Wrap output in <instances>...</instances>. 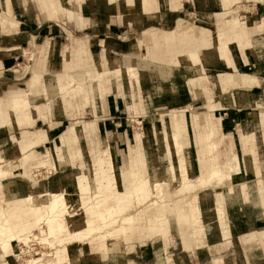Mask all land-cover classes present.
Instances as JSON below:
<instances>
[{
	"label": "rangeland",
	"instance_id": "rangeland-1",
	"mask_svg": "<svg viewBox=\"0 0 264 264\" xmlns=\"http://www.w3.org/2000/svg\"><path fill=\"white\" fill-rule=\"evenodd\" d=\"M187 1L191 4V9L188 7V12L186 11L182 13L179 17L177 14H172V11L167 5V0H156L158 5L152 6L149 10H144V8H142L140 0H128V2L126 0H108L105 5H102V13L105 14L111 12L112 14H115V16L118 17V24H120L119 21L121 18L125 20L124 23H121L125 24L128 28L127 33L122 36H117L115 41L123 45V47L126 46L127 53L131 56L136 55L141 59H144L149 57L150 53L155 52L157 48L161 49L162 52L168 50V46L172 43L171 38H169V34L176 30L180 19H183L190 25L194 26L196 38L200 37L201 28L210 31L213 36H216L218 23L216 15L223 10L221 0H205L209 2L206 6H201L204 0ZM129 2L132 3L131 5H134L133 8L129 7ZM24 3L26 4L27 1L24 0ZM29 3L35 6L34 1L30 0ZM255 5L256 10H253ZM257 5L259 7H257ZM237 7H240V14L247 17V25L250 27H256L264 19V4L261 2L254 3L243 0L242 2L234 4L231 6L233 16L237 15L238 11L234 10ZM99 13L101 12L99 11ZM192 13L195 15H191ZM152 14L155 16L157 15L158 18L156 20L148 19ZM47 18L49 20V24L55 23L64 27L66 33L63 32V38L58 39L59 41L61 40L60 48H55L52 55L48 54L46 56L47 60L43 61V63L40 61L45 58V56L41 55L44 46H46L45 48H53V46H47L45 42L40 40L37 44L35 43L36 48H32V43L24 45V48H21L19 27L17 29L6 30H2L0 28V60L10 54L12 49L8 47L12 41L13 44L20 46L19 58L15 60L16 66L11 70V72L8 71L7 73L9 75L7 77L11 79L16 78L15 81H8L5 84V82L1 80L3 77V70L0 68V95L7 96L13 91L27 90L28 79L31 78L33 72H44L47 69H51L54 75L53 77L45 75L44 84L52 85V78L53 82L57 84L58 75L60 73L64 71H73V64L75 63V60L69 50L72 43L70 34L78 39L86 41L87 46L88 40L83 38L80 33L74 34L67 30V27H71L72 24L75 23L63 21L60 17L59 19H54L48 14ZM46 41L48 42V40ZM250 48V43L249 46H246L244 49L237 45L239 56L242 54L243 56L248 55L250 57V54L248 53V49ZM25 49L26 52L24 53ZM99 53L101 57L100 63H98L90 54V58L87 60L85 59L86 62L82 63L78 61V71L85 69L105 70L106 68H109L110 64L108 65V56L104 46L101 47ZM31 56H33V58L32 60H29V57ZM251 58H254L253 60H255L254 62L256 64H264V50L253 54ZM168 63L169 64L167 65H171V74L174 76V78L170 80L172 84L171 87L176 90L175 94H181V98L179 99H171V93H169L164 86L165 82L157 78V75L153 73V68H150L148 65V71L141 70L134 59L132 69L135 71L137 78L133 79L134 82L132 83V78L128 77L127 80L121 82V86H119L117 91L110 90V93L106 94L104 97L106 99V109L99 110L96 115L97 117L94 115L92 104H89L86 107L82 106V96L80 95H77L75 98L69 97L68 99L72 105L67 106L64 103H61L60 110L58 112H54V110H52V112L48 114V119L46 121L38 120L33 127L26 125L20 126L19 124H16L14 120L15 118L11 116L9 119L10 123L5 126V128L0 129V145L6 143L7 140H11L13 143L12 149L16 152H18L19 149V145H17L16 142L24 135L26 130L31 133L44 129L47 131L48 128L51 129L59 124H62L57 131L58 136L56 140H47L50 143H45L36 148L35 153L37 158H41L42 155H45L48 149L52 150L53 145H61L60 134L67 126L74 122H80L79 125L83 127L85 123L94 121L97 125V131L95 133V131L83 129L80 137L83 136V138H85L80 141V144H71L69 148L63 151L61 155L62 158L54 156L53 154H55V152L53 151V157L45 158L43 161V158L37 159L33 153H29L27 155L25 162L20 161L18 157L16 159H10L7 164V167H10V171H8L5 175H0V218L4 215L5 209H13L10 207L14 204L15 200L18 199L14 192L18 191L16 189H12V185L22 182L26 185L28 184L34 186V188H38L40 192H46L49 190L44 189L43 185L52 186L54 184L52 182L60 183L61 180H63V186L59 185L55 190H65L67 192L74 188L76 189V180L74 176L70 178L66 175L85 172L96 160L104 159L103 163H106L107 159L111 158L114 163V169L103 173L99 180L106 181L116 177L117 186L114 184L113 188L111 186V189L108 190L103 188L99 195L94 194V192L90 191L88 187L85 191H78L81 195L80 204H77V201H73L74 199L70 198L69 200L70 211L78 209V215H73L75 213L71 212L70 215L66 214L63 218L56 222V224L61 223L65 228L64 232L57 237L58 240L55 243L58 248L57 250L61 257L60 259L62 264L68 262V259L66 261V244H75L70 248H75L84 253L86 260L80 262L82 264H225L224 262L227 264H264V246L262 244H258L256 241V238L260 239V232L264 230V226L260 225L256 228V230L251 228L249 223L253 220V218L249 215H245V211L242 213L244 209L243 204L246 207L245 204L249 203V196L252 197L251 202H256L257 204L261 198L264 199V191L262 187V182H264V173L263 175H258L255 172V169L259 168V161H253L254 166L249 167L251 170H242L241 172L234 173L232 179H229L230 181H228V178L219 177L217 180L208 184L205 182L202 185L197 186L191 184L190 187L185 188V184L189 181L186 177L182 176L181 167L176 169V176L174 178V182H172L171 174L168 171L169 162L164 160L161 163L163 168L162 171L164 172L163 175L159 176L158 180H160V184L161 182L170 183V189L173 191L169 192L167 191L168 189L165 190V187L161 185V189L164 191V202L160 201V203L155 206H153V202H151L152 197L154 196L146 197L145 203L143 200H137L135 197V190L147 192L151 183L155 182L156 177H158V174L156 173L152 176L153 172L150 165H148V174L153 178V181L149 182L147 179V184H143L141 182L134 188L135 183L142 180L140 177L141 174L136 176L129 173L128 175H122L124 159L129 153L130 146L136 145L137 133H139L140 137L146 141L140 139V145L136 146L134 151L140 150V152L144 151L151 154L154 150L159 153L166 152L165 147H163L165 144L164 137H167L166 133L180 134L183 132L182 135H187V138H184L182 150L179 153L176 149V162L178 163L179 156H181L184 158L185 162L187 160L188 169L193 168L194 171L198 172L199 165L196 161V157L192 154L193 150L190 143V135L192 131H189L187 134V130L185 131L183 128L187 118L190 121L192 118L193 121H197L199 114L196 113V111L191 110L187 112H176L174 110L187 109L189 107L193 110L198 107H208V104L209 106H212L213 104L217 105L218 103L223 105L224 108L228 106L235 107L233 106V95L235 93L247 92V89L231 87L223 92H219V90L216 89L214 84L217 78L216 76L219 73L230 71V69L228 70L224 67V64L220 61H208L202 59L197 65L192 64L190 67L186 68L183 65H180L178 58H170L168 56ZM152 66L153 63L151 64V67ZM255 69L256 68H254V70ZM24 70H27V72ZM74 71H76V69H74ZM240 71L247 73L245 68ZM133 74L134 73L130 70L129 75L134 77L135 74ZM182 74L185 75L184 78L181 77ZM202 76H207L209 80L208 90H211L209 96L204 94V92L196 85L201 82L195 81V84H190L191 80H196ZM87 83L88 82H85L84 86H86ZM112 100L113 103L115 101L120 102L121 108L118 114H115V118H117L116 121L123 122L125 124V130L116 128L111 131L118 134L125 131L126 137L124 144H121V141H118L119 139L113 137L112 134L107 135L105 128H100L99 126V123L102 122V120L105 122L107 103ZM129 103L133 106L132 110L129 109ZM134 105L136 106L134 107ZM219 112H213L216 121L219 120ZM165 121L168 123L167 127L165 123L163 124ZM147 124L152 127L150 128L148 126L149 128H146ZM192 124L193 133L196 135L201 131V129L199 128V124L191 123V125ZM221 133L224 134L222 131ZM236 134V132L228 134V138L231 137L229 139L223 138L221 146L218 149L220 162L226 170H230V159L234 154L239 155L245 153L241 147L235 146L233 150L230 149L229 142L234 139L232 137ZM86 137L92 138L91 141L93 142L90 143ZM143 142H145V144ZM148 142H151V145H148ZM247 151L248 150L246 149V152ZM263 155L264 149L262 152V156ZM146 158L149 161L147 155ZM179 164H182V162L179 161ZM158 165L159 164L156 163V166ZM252 169H254V171ZM12 170L13 173L11 174ZM162 171L160 170V172ZM190 181L195 182L194 178ZM257 185L259 187L258 191L256 190ZM127 189L134 190L127 192ZM232 191H234L235 194L240 195L238 202L230 203L228 200V196ZM45 194L48 193H43V195ZM20 195V198L24 197L22 194ZM123 195L125 197V202H133V205L127 210L125 209V203L117 204L118 198ZM48 198V196H45L41 198L40 201H43V199L44 201H47ZM196 202L203 203L200 208L201 211L198 210L195 213L196 215H199L198 218L194 219L192 210ZM112 206L117 207V210L121 212L119 215L123 216V219L119 222V218L116 224L112 227L115 232L104 238L105 241H103V243H105L104 246L106 247L105 254H102V250L100 253L94 254L92 251L90 252L88 247L91 244H98V252L100 251V244H102V241L99 243L98 234H100L102 230H99L97 233L94 232L89 235H85L84 239H77L74 235L71 236L68 234L77 230H82L85 231L84 233H87L88 226L89 228H93L99 223L98 215L100 214L98 208H100L102 213L107 214L106 210ZM170 206L172 207L171 209L169 208ZM96 207H98L97 211H94ZM164 207L170 215H174L178 212L177 214L179 215L178 217L181 218V221L184 220L185 214L188 221H185L182 225L180 223L177 224L179 233L176 229L175 223H173L171 231L172 243L167 248H165L164 243L159 240L158 243L161 247V258L159 261H156L157 256L152 242H149L146 245H140L135 242H125V244L122 245L121 250L115 251L114 253L109 251L107 247L109 239H121L125 241L124 236L130 231L140 234V232H146V229L150 227H157V231L153 234L160 231L165 232V228L168 229L169 226L167 223L168 221L165 219L160 224L156 223L157 225H155V223H151L149 224V227H141L137 225L138 222L143 220H140V218H144L145 216L155 218L158 213L163 215ZM253 207H255V205L249 209L250 212L254 211ZM89 210H92V214L95 215L96 219L89 220V217L87 219V216H85L86 214L84 213ZM128 212H131L132 217L134 218L125 223L124 217L125 214H128ZM218 212L222 215L221 220L217 217ZM241 213L243 217L240 219L239 214ZM44 226L45 225H42V227ZM222 226L224 227V231L230 232L229 236L224 234ZM213 227H218V234L210 236L209 231L212 230ZM38 228L39 227H35L26 235L24 234L23 238L28 237L27 245H24L25 243L23 242L14 241L13 252L8 256V258L0 255V264H9L8 262H10V264H29L28 259L31 260V258L33 259L35 257H39L40 254H45V261L47 258H50L51 256L49 257V254H53L54 250H49V246H42L39 241L40 239H36L33 236H41ZM182 229L188 231V235L191 236L188 237L189 240L185 243L186 248L182 241ZM199 229H201L200 233H203L200 235L204 237L202 241L200 239H196ZM205 231L206 235H204ZM229 239L231 240L232 245L230 247L222 246V243L228 241ZM42 243L44 244V242ZM28 247H31V250L34 249L32 251L33 254ZM144 250H146V256L142 259L138 258L137 256H140L141 251ZM36 253H40L39 256ZM231 255H234V257H230ZM169 257L170 261H168ZM220 257H223L220 262H214V259ZM224 257H227V259H224ZM45 264H57V262L49 260Z\"/></svg>",
	"mask_w": 264,
	"mask_h": 264
},
{
	"label": "crops",
	"instance_id": "crops-1",
	"mask_svg": "<svg viewBox=\"0 0 264 264\" xmlns=\"http://www.w3.org/2000/svg\"><path fill=\"white\" fill-rule=\"evenodd\" d=\"M25 1H27L26 4L24 3V0H0V28L2 30H6L17 29L19 27L18 29L20 32L21 48H24V45H29L31 43L32 48H36L35 43L37 44L38 42H40V40L45 42L47 46H53V48H45L46 46H44L41 55L45 56V58H43V60L40 62L43 63V61H46V56L48 54L52 55L55 48H60L61 40L59 41L58 39H62L63 32H65L64 27H62L61 25L55 23L49 24L47 14L54 19H59L60 17V19L63 21L75 23L76 25L72 24L71 27H67V30L74 34H82L81 36L88 40V46L86 41L78 39L70 34L72 43L69 50L75 60V63L73 64V71H64L60 73L58 75L57 84L53 82L52 78V85L44 84L45 75H49L51 77H53L54 75L51 69H47L44 72H33L31 78L28 79L27 90L13 91L7 96L0 95V129L5 128V126L10 123L9 119L11 116L15 118L14 120L16 124H19L20 126L26 125L33 127L38 120L46 121L48 119V114H50L52 110H54V112H58L60 110L61 103H64L67 106L72 105L68 98H75L77 95L82 96V106L86 107L89 104H92L94 115L96 116L99 110L106 109V99L104 97L106 96V94L110 93V90L117 91L119 86H121V82L127 80L128 77L132 78V83L134 82L133 79L137 78L135 71L132 69L134 59L141 70L148 71L149 66L150 68H153V73L157 75V78L165 82L164 86L166 90L171 93V99H179L181 98V94H175L176 90L171 87L172 84L170 80L173 79L174 76L171 74V65H167L169 64L168 56L170 58H178V60L180 61V65H183L186 68L190 67L192 64L197 65L202 59L208 61L217 60L224 64V67H226L228 70L230 69V71L219 73L216 76L217 78L214 83L216 89H218L219 92H223L231 87L247 89V92H240L237 94L235 93L233 95V106L235 107L228 106L224 108L223 105L218 103L217 105L213 104L212 106H209L208 104V107H198L197 109L193 110L190 109V107L187 109L174 110L176 112H187L191 110L196 111V113L199 114V118H197V121H193V118L190 121L187 118V121L183 128V130H187V134L189 131H192L190 135V143L193 150L192 154L196 157V161L199 165L198 172L194 171L193 168L188 169L187 160L185 162L184 158L181 156H179L178 163L176 162V149H174V155L172 157H169L167 152L159 153L158 151L156 152V150H154L151 154L144 151L140 152V150L134 151L136 146L140 145V139L143 140V138L140 137V134L137 133L136 145L130 146L129 153L124 159V164L122 166V175H128L129 173L133 176H136L141 174L140 177L143 181H137L134 188L141 182L143 184H147V179L149 182L153 181V178L148 174V165H150L152 168V176H154V173L160 176L163 175L164 172L162 171L163 168L161 163L162 161L166 160L167 162H169V168L171 166H174L176 168L181 167L182 176L186 177L189 182H191L190 180H192L193 178L194 181L198 180L199 178L207 179L214 170H218L221 176L228 178V181H230L229 179H232L233 173H235L239 169L240 158L243 160L244 170H251L247 166V162L249 163V165L251 164V166H254L253 161H259V168H256L255 172L258 175H263L264 172L262 165L264 162V157L262 156V152L264 149V64H256L254 62L255 60H253L254 58L252 59L251 56H253V54L257 52L264 50V19L256 27H250L247 25V17L240 14V7L234 9L238 12L237 15L233 16L231 6L236 3L242 2L243 0H221L223 10L216 15V17L218 18L216 36H213L210 31L201 28V35L200 37L196 38V35L194 33V26L190 25L187 21L180 19L176 30L169 34V38H171L172 43L168 46V50L162 52L161 49L157 48L155 52L150 53L149 57L144 59H141L136 55L131 56L127 53L126 46L123 47V45L115 41V38L117 36L125 35L128 28L125 26V24H122L125 22L124 19L121 18L119 21L120 24H118V17H116L115 14H112L111 12L105 14L102 13V5H105L108 0H31L34 1L35 6L29 3L30 0ZM126 1L128 2V0ZM246 1L254 3L261 2L262 4H264V0ZM129 3V7L133 8L134 5H131V2ZM140 3L142 4V8H144V10H149L152 6L158 5V2H156V0H140ZM208 3L209 2L204 0V2L200 4L201 6H206L208 5ZM167 5L172 11V14H177L178 17L182 13L186 12L188 7L191 9V4H189L187 0H167ZM255 7L256 5L254 6L253 10H256ZM257 7L259 6L257 5ZM99 11L101 13H99ZM153 15L154 14L150 15L148 19L156 20L158 18L157 15ZM191 15L195 14L192 13ZM241 28L243 29L242 32L246 36L243 39L239 40L232 39V34L234 32H239ZM45 39L48 40V42ZM249 43L251 45V48L248 49L250 57L248 55L243 56L242 54H240L239 56L237 45L244 49L246 46H249ZM20 46L17 44H13L12 41L8 47L12 49L10 51V54L6 55L0 60V68H2L3 70V77L1 78V80H3L5 84L8 81H15L16 79L8 78L7 76L9 75L7 73L8 71L11 72V70L16 66L15 60L19 58ZM102 46H104V49L107 52L108 65L110 64L109 68H106L105 70L85 69L82 71H78V61L82 63L86 62V60L90 58V54L98 63H100L101 57L99 55V52ZM224 48H226L227 50H224ZM25 52L26 49L24 50V53ZM223 53H225L224 56L222 55ZM152 63L153 66L151 67ZM242 68H245L247 73L240 71L243 70ZM254 68L256 69L254 70ZM74 69H76V71H74ZM130 70L135 74L134 77H131L129 75ZM24 71L27 72V70ZM181 77L184 78L185 75L182 74ZM248 77H250V79H248ZM195 81L201 82L200 84L198 83L196 85L204 92V94L209 96L211 90H208L209 80L207 76H202L196 80H191L190 84H195ZM85 82H88L86 86H84ZM135 106L136 105H134V107ZM120 108V102L115 101L113 103V100L109 101L107 103V114L105 122H103L102 120V122L99 123V126L100 128H105L107 135L112 134L113 137L119 139L118 141H121V144H124L126 137L125 131L119 134L111 131L112 129L115 130L116 128L125 130V124L123 122L116 121L117 118H115V114H118ZM129 109H133V106L130 103ZM213 112H219L218 121H216ZM164 123L167 127L168 123L166 121L163 122V124ZM191 123L199 124V128L201 129V131L196 135H194L193 133V124L191 125ZM79 124L80 122L77 121L67 126L60 134L61 145H53L52 150L48 149L47 153L45 155H42V161L45 158L53 157V151L55 152V154H53L54 156L62 158L61 155L63 151L69 148L71 144H80V141L85 138H83V136L80 137L83 129L95 131V133L97 131V125L94 121L85 123L83 127H81ZM61 125L62 124H59L58 126L51 129L48 128L47 131L44 128L43 129L45 131L40 130L34 131L32 133L26 130L24 135L16 142V144L19 145L18 152L12 149V141L7 140L6 143L0 145V163L3 162L5 164H8V161L10 159H16L17 157L20 161L25 162L29 153H33L36 156L35 151L37 147L45 143H50L47 140L54 141L57 139V131ZM148 126L150 128L152 127L151 125L147 124L146 128H149ZM173 127L175 128L174 125ZM221 131L226 135L222 134ZM235 132L237 134L232 137L234 139L229 142L230 149L233 150L235 146L241 147L245 153L239 155L234 154L230 159V170H226L225 168H223L222 163L220 162L218 149L221 146L222 139L231 138H228L227 135L233 134ZM182 134L183 132L180 134L176 133V135L178 136V142L181 146L184 138H187V135L183 136ZM87 139L90 143L93 142L91 141L92 138L88 137ZM143 143L145 144V142ZM148 145H151V142H148ZM212 145H214V149H211ZM246 149L248 150L247 152ZM146 155L148 156L149 161L147 160ZM108 161L109 160L107 159L106 163H103L104 159H98L94 162L97 165L96 168L99 169L98 172H100V176L103 174L101 173L102 171H100V164L104 166L105 172L110 171L108 170ZM179 161H181L182 164H179ZM94 163L85 171L86 173H74L73 175L66 176H74V178H81L85 176L91 185L95 183L92 181L98 180L94 184V186L102 187L106 184V182L100 181L99 179H95L93 177L95 174ZM156 163L159 165L156 166ZM2 170L3 171L0 175H5L6 173H8V171H10V167H7V165H5ZM160 170L162 172H160ZM252 170L254 171V169ZM12 173L13 170L11 174ZM161 185L165 187V190L168 189L167 191H172L170 189V183L161 182ZM43 187L44 189L50 191V185H43ZM262 187L264 191V182H262ZM106 190L108 189L106 188ZM132 190L134 189H127V192ZM256 190H259L258 185ZM14 192L16 194V197H18L20 194L24 195L23 192L20 191V194L16 191ZM251 198L252 197L250 196L248 197L249 203L245 204L246 207L243 204L244 209L242 213H244L245 211V215H249L251 216V218H253L249 225L251 226V228L256 230V228H258L260 225L264 226V199L259 198V203L257 204L256 202H254V204L252 205L250 202ZM238 200L235 202H238ZM254 205V211L250 212L249 209ZM169 208L171 209L172 207L170 206ZM196 208L200 210L201 205ZM92 210L84 213L86 214L85 216H87V219L89 217V220L96 219L95 215L92 214ZM95 210L97 211V208H95L94 211ZM177 213L174 214L175 216L170 215L164 207V216L155 218H149L145 216L144 218H140V220H143L141 222H138L137 225L141 227H149V224L151 223H155V225L160 224L162 221H164V219L168 221L167 223L169 226L168 229L165 228V232L160 231L155 234H150L148 232L138 234L130 231L129 229L130 232L124 236L125 241L121 239L108 240L107 247L109 251L114 253L115 251L121 250L122 245H124L125 242H135L139 243L140 245H146L147 243L152 242L157 256L156 261H159L161 258V247L158 243L159 240H161L164 243L165 248H167L172 243L171 231L173 223H175L176 229L179 233L177 224L180 223L182 225L185 221H188L185 214L184 220L181 221V218L178 217L179 215ZM242 213L239 214L240 219L243 217ZM198 216L199 215L195 214L193 215V218H198ZM221 216V213L218 212L217 217L220 220L222 219ZM222 228V230L224 231L223 226ZM214 229H216V227H213V229L209 231L210 236L215 235L213 233ZM182 230V241L186 248L185 243L189 240L188 237L191 236L188 235V231H185L184 229ZM200 231L201 229H199L196 239H200L202 241L204 237L200 236L203 234L202 232L200 233ZM229 233L230 232L224 231L225 235L229 236ZM204 235H206V231ZM256 241L258 244H262L264 246V230L260 232V239L256 238ZM231 243L232 242L229 239L228 241L223 242L222 246L230 247L232 245ZM74 245L75 244H66V255L68 262H65V264H82L80 262L86 260V256H84L83 252H80L75 248H70ZM88 247L90 249V252L92 251V253L94 254H98L101 252V250L98 252V244H91ZM12 248L14 250V244H12ZM146 254V250H144L141 251V255H138L137 257L142 259L144 256H146ZM230 257L233 258L234 255H231ZM222 258L223 257L214 259V262H220ZM225 258L227 259V257H224V259ZM168 261H170V257L168 258ZM224 263L227 264L226 262Z\"/></svg>",
	"mask_w": 264,
	"mask_h": 264
},
{
	"label": "bare ground",
	"instance_id": "bare-ground-1",
	"mask_svg": "<svg viewBox=\"0 0 264 264\" xmlns=\"http://www.w3.org/2000/svg\"><path fill=\"white\" fill-rule=\"evenodd\" d=\"M242 31H243V29L241 28V30L239 32H234L232 34L231 38L237 39V40L243 39L246 35ZM224 50H227V49L224 48ZM222 55L224 56L225 53H223ZM32 58H33V56L29 57V60H32ZM248 79H250V77H248ZM209 135H210V133H209ZM177 137L178 136L176 134H167V137L164 139L165 148H166L165 151L167 152L169 157H172L174 155V149H177L178 152L180 150H182V146L179 144ZM211 149H214V145H212ZM263 157H264V155H263ZM108 160H109L107 162L108 170H113L114 169V163L111 160V158H109ZM5 165H7V163L6 164L3 162L0 163V174L2 173V171H3L2 169H3V167H5ZM247 166L250 167L251 164L249 165V163L247 162ZM96 167H97V165H96V163H94L95 174L93 177L95 179H99L100 172H98L99 169H97ZM262 168L264 170V162H263ZM176 169L177 168L174 166H171L169 168V172L171 174L172 182H174V178L176 176ZM242 170H244V163H243V160L240 158L239 159V169L236 172H241ZM100 171H102L101 173L105 172V168L102 164H100ZM77 177H79V176H77ZM219 177L222 178L223 176H221V174L218 170H214L207 179L199 178L195 182H188L187 184H185V188L190 187L191 184H194L196 186L202 185L204 182L208 184V183H211V182L217 180ZM113 178L110 180H106L105 181L106 184L103 185L102 187H105L107 189H111V186L113 188L114 184H115V186H117L116 185V183H117L116 177H113ZM158 179H159V176L156 177L155 182H152V184L149 186V189L147 192L142 191V190L141 191L135 190L136 193L135 192L134 193L136 195L135 196L136 199L137 200H143L145 203L146 197L154 196V197H152V201H151V202H153V204H152L153 206L160 203V201L164 202V195H163L164 191L161 189L162 187H161V184L159 183L160 180H158ZM75 180H76V183H75L76 189L74 188V189L67 191V192L65 190H61V191L55 190L59 185L63 186L62 185L63 180H61L60 183L52 182V183H54V185L51 186L50 191H47V192H40V190L38 188H34V186H32V185H28V184L26 185L25 183H22V182L12 185L11 188L14 190L16 189L19 194H20V192H23L24 197L20 198V195H19L18 199L15 200L14 204L10 207L13 209L12 210L5 209L4 215H2L0 218V255L1 256L8 258V256L11 255V253L13 252L12 244L14 241H18L21 243L23 242V243H25L24 245H27L28 244L27 243L28 237L23 238L24 234L26 235L29 231L33 230L35 227H39L38 230L41 233V236L40 237H37L36 235H33V236L36 239H38V238L40 239L39 241H40V244L42 246L43 245L49 246V250L53 249L54 253L49 254V257L50 256L51 257L47 258L46 261L44 259L45 254L36 253L38 256L40 254V256L39 257L34 256L35 258H33V259L31 258V260L28 259V263L29 264H45L49 260H51V261H56L57 264H62L61 259H60L61 257L58 254V250H57L58 248L56 247L55 243L58 240L57 237L64 232L65 228L63 227V225L61 223L56 224V222H58V220L63 218V216H65L66 214L70 215L71 212L75 213L73 215H78V209L77 210L73 209V211H70V207H69L70 198L74 199L73 201H77V204H80L81 195L78 193V191L79 192L81 190L85 191L86 188L88 187L90 189V191L94 192V194L99 195L100 190L103 189L101 186L100 187L94 186V184L98 180L92 181V182H95L93 185H91L90 182H88V179L85 176L81 177V178L75 177ZM191 188H193V187H191ZM43 193H48V194L43 195ZM45 196L49 197L48 200L44 201V199H43V201H40V199L45 197ZM239 196H240L239 194H235L234 191H232V192H230V194L228 196V200L230 201V203H234L235 201L238 200ZM120 203H123V204L125 203V209L126 210L129 209L133 205L132 201L125 202L124 195L122 197L118 198L117 204H120ZM202 203L203 202H196V204L192 210L193 215H195V213L198 211V208H196V207H199L200 205H202ZM141 204H143V203H141ZM251 204L253 205L254 202H251ZM119 207H120V205H119ZM96 208H98V207H96ZM98 209H99L100 215H98L99 216V220H98L99 223L97 225H95L93 228H89V226H88L87 233H84L85 231H82V230H77V231H72L68 234L71 236L74 235V237H76L77 239H84L85 235H89V234L94 233V232L97 233V232H99V230H102L101 233L98 234V240H99V243H100V241H102V244H100V250H102V254L103 253L105 254L106 247L104 246L105 243H103V241H105L104 238H106L107 235H111L115 232V230L112 229V227L116 224V222L119 218H120L119 222H121V220L123 219V216L119 215V214H121V212H119L117 210L116 206H112L111 208L109 207V209L106 210L107 214L102 213L100 208H98ZM161 216H164V214L162 215V214L158 213V215H156V217H161ZM8 217L11 219H9ZM133 218L134 217H132V213L128 212V214H125V217H124L125 223L130 221ZM42 225H45V226L42 227ZM150 228L146 229V232L153 234L154 232L157 231V227L151 228V229ZM140 233L142 234L143 232H140ZM213 233L215 235L218 234L217 227H216V229H214ZM42 242H44V244ZM28 248H30L31 252L34 250V249L31 250V247H28ZM32 254H33V252H32ZM66 261H67V255H66ZM8 263L10 264V262H8Z\"/></svg>",
	"mask_w": 264,
	"mask_h": 264
}]
</instances>
